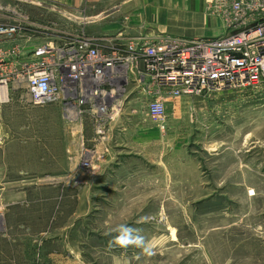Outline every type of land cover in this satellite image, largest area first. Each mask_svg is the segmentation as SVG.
<instances>
[{"label":"rangeland","instance_id":"obj_1","mask_svg":"<svg viewBox=\"0 0 264 264\" xmlns=\"http://www.w3.org/2000/svg\"><path fill=\"white\" fill-rule=\"evenodd\" d=\"M28 1L0 0V22L15 13L112 34L134 12L119 10L129 0H50L59 13ZM10 92L0 105V264H264V83L175 99L160 131L175 149L151 145L152 172L115 183L107 198L71 176L92 163L84 136L95 122L61 104L31 105L23 80ZM120 224L155 254L116 245ZM56 239L71 261L51 262Z\"/></svg>","mask_w":264,"mask_h":264},{"label":"built area","instance_id":"obj_2","mask_svg":"<svg viewBox=\"0 0 264 264\" xmlns=\"http://www.w3.org/2000/svg\"><path fill=\"white\" fill-rule=\"evenodd\" d=\"M206 7L221 21L218 34L94 35L6 15L0 22V103L23 80L28 103L61 104L63 114L68 108L79 117L87 113L98 135L130 101L164 132L169 99L261 86L264 0H206ZM82 165L91 166L88 160Z\"/></svg>","mask_w":264,"mask_h":264},{"label":"crops","instance_id":"obj_3","mask_svg":"<svg viewBox=\"0 0 264 264\" xmlns=\"http://www.w3.org/2000/svg\"><path fill=\"white\" fill-rule=\"evenodd\" d=\"M56 1L58 3L62 2V4H69L72 0ZM28 2L57 13H59V10L64 9L62 4H57L50 0ZM142 5H150L152 8L145 6L142 10ZM121 6L120 11L121 9L128 11L134 9L132 17L127 19V21L125 20V24L122 23L120 28L124 34L130 36L158 33L186 37L208 36L218 34L222 30L220 19L207 9L206 0H129L127 3L123 2ZM77 18L83 20L81 17ZM61 21H64V19ZM49 24L63 26L54 22ZM89 34L111 33L97 32ZM175 99L177 98L169 99L167 108L173 105ZM10 101L11 95L8 102ZM8 102L0 103V105ZM143 113L145 112L140 110L137 103L130 101L128 106L121 112L115 113L112 119L106 122V130L102 137L94 135L96 131L92 116L87 113L82 114L81 120L85 115L94 123L89 127L87 126V135L84 136L87 142L86 145L89 147L88 150L92 154V166L90 169L84 168L81 164L77 169L73 167L71 176L75 175L79 184H83L85 181L83 177H86L87 180L91 181V187L94 188V191L98 187L100 197L107 198L117 194L114 191L115 183L121 185L123 180L128 177L138 180L139 176H143L146 172H152L153 169L150 167L153 166L154 162L146 157V149H150L151 145L158 147L160 144L166 143L170 145L172 143L170 150H174L175 144L173 143L174 140L169 138L170 135L168 133L162 135L157 127L150 126V120L147 115L145 116L149 121L145 122L146 118H143ZM78 187L81 188L80 185ZM78 195L80 196V194ZM91 196L94 197L95 193L92 192ZM59 239L53 241L54 247L49 250L50 253L48 255L53 260L51 262H57L60 257L66 259V262L71 261L69 257L71 251L68 252L66 247H63V250H59L56 247L55 244L58 241L60 242Z\"/></svg>","mask_w":264,"mask_h":264},{"label":"clouds","instance_id":"obj_4","mask_svg":"<svg viewBox=\"0 0 264 264\" xmlns=\"http://www.w3.org/2000/svg\"><path fill=\"white\" fill-rule=\"evenodd\" d=\"M114 231L117 233L113 238V242L116 245L122 248H128L129 246L140 248L143 254L148 257L155 254L152 247L146 242L145 237L140 234L138 229L120 224Z\"/></svg>","mask_w":264,"mask_h":264},{"label":"bare ground","instance_id":"obj_5","mask_svg":"<svg viewBox=\"0 0 264 264\" xmlns=\"http://www.w3.org/2000/svg\"><path fill=\"white\" fill-rule=\"evenodd\" d=\"M170 184V183H169ZM244 249V248H243ZM246 249V248H245ZM260 258V257H259Z\"/></svg>","mask_w":264,"mask_h":264}]
</instances>
